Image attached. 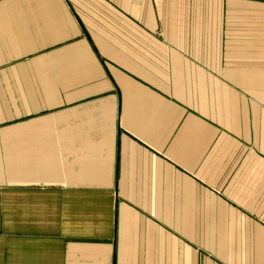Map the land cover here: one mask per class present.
I'll return each instance as SVG.
<instances>
[{
  "label": "crops",
  "instance_id": "0c3cea01",
  "mask_svg": "<svg viewBox=\"0 0 264 264\" xmlns=\"http://www.w3.org/2000/svg\"><path fill=\"white\" fill-rule=\"evenodd\" d=\"M0 264H264V0H0Z\"/></svg>",
  "mask_w": 264,
  "mask_h": 264
}]
</instances>
